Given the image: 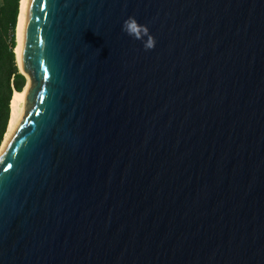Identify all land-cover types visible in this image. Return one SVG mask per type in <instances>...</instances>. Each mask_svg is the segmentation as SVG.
<instances>
[{
    "label": "water",
    "instance_id": "1",
    "mask_svg": "<svg viewBox=\"0 0 264 264\" xmlns=\"http://www.w3.org/2000/svg\"><path fill=\"white\" fill-rule=\"evenodd\" d=\"M19 58L0 264H264V0H26Z\"/></svg>",
    "mask_w": 264,
    "mask_h": 264
},
{
    "label": "trees",
    "instance_id": "2",
    "mask_svg": "<svg viewBox=\"0 0 264 264\" xmlns=\"http://www.w3.org/2000/svg\"><path fill=\"white\" fill-rule=\"evenodd\" d=\"M20 1L0 0V146L7 131L13 92H20L26 82L14 51Z\"/></svg>",
    "mask_w": 264,
    "mask_h": 264
},
{
    "label": "bare ground",
    "instance_id": "3",
    "mask_svg": "<svg viewBox=\"0 0 264 264\" xmlns=\"http://www.w3.org/2000/svg\"><path fill=\"white\" fill-rule=\"evenodd\" d=\"M25 1H20V8H19V15L17 20L16 26V46H15V55L16 61L19 69L21 70V63H20V46H21V38H22V31H23V20H24V12H25ZM26 82L23 86V89L20 92H13L12 99L10 101V117L7 126V131L5 133L3 142L0 146V152L3 149V146L11 136V134L15 131L21 120L23 119L24 115L27 112L28 104L26 100L27 90L31 84V78L29 74L25 73Z\"/></svg>",
    "mask_w": 264,
    "mask_h": 264
},
{
    "label": "clouds",
    "instance_id": "4",
    "mask_svg": "<svg viewBox=\"0 0 264 264\" xmlns=\"http://www.w3.org/2000/svg\"><path fill=\"white\" fill-rule=\"evenodd\" d=\"M121 30L135 40H139L145 50H150L155 47V37L150 33L146 24L140 23L133 15L124 19Z\"/></svg>",
    "mask_w": 264,
    "mask_h": 264
},
{
    "label": "snow or ice",
    "instance_id": "5",
    "mask_svg": "<svg viewBox=\"0 0 264 264\" xmlns=\"http://www.w3.org/2000/svg\"><path fill=\"white\" fill-rule=\"evenodd\" d=\"M38 2V0H33V6ZM43 6V5H42Z\"/></svg>",
    "mask_w": 264,
    "mask_h": 264
}]
</instances>
